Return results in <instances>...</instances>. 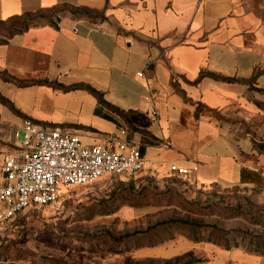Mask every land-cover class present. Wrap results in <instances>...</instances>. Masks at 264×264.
Listing matches in <instances>:
<instances>
[{"label":"crops","instance_id":"obj_1","mask_svg":"<svg viewBox=\"0 0 264 264\" xmlns=\"http://www.w3.org/2000/svg\"><path fill=\"white\" fill-rule=\"evenodd\" d=\"M63 8L104 17L75 19L67 12L0 44V75L11 79L0 77V162L26 119L76 133L89 145L103 136L134 140L146 161L134 177L141 182L264 183V94L258 91H264V0H0V23ZM255 71L262 75L253 87L211 77L196 84L202 73L247 81ZM80 84L103 94L138 131L107 108L97 114L88 91L59 87ZM199 108L204 112L197 116ZM172 165L194 172L179 176ZM120 254L99 263L96 253L73 248L53 255L70 264H121Z\"/></svg>","mask_w":264,"mask_h":264},{"label":"rangeland","instance_id":"obj_2","mask_svg":"<svg viewBox=\"0 0 264 264\" xmlns=\"http://www.w3.org/2000/svg\"><path fill=\"white\" fill-rule=\"evenodd\" d=\"M32 23L35 19L25 17L0 23V43ZM60 206L28 208L0 226V260L70 264L53 254L73 248L96 253V263L100 257L111 262L120 253L113 239L170 218L264 236V183L254 188H204L189 180H174L161 187L134 177L108 176L92 185L65 187ZM174 235L175 240L156 249L122 252L121 264H264V256L250 254L246 246L225 250L211 243H193L179 232Z\"/></svg>","mask_w":264,"mask_h":264},{"label":"built area","instance_id":"obj_3","mask_svg":"<svg viewBox=\"0 0 264 264\" xmlns=\"http://www.w3.org/2000/svg\"><path fill=\"white\" fill-rule=\"evenodd\" d=\"M145 165L134 140L103 136L99 143L89 145L76 133L25 119L22 129L15 132L14 148L2 152L0 226L10 224L28 208L59 209L65 187L92 185L108 176L135 177ZM170 170L183 177L194 172L179 165Z\"/></svg>","mask_w":264,"mask_h":264},{"label":"trees","instance_id":"obj_4","mask_svg":"<svg viewBox=\"0 0 264 264\" xmlns=\"http://www.w3.org/2000/svg\"><path fill=\"white\" fill-rule=\"evenodd\" d=\"M67 12H69L71 16L75 19L87 18L91 20H96L98 18L104 17L103 16L104 12H90L85 9L74 10L69 8H63L61 10H57L53 12H39L37 14H27L18 18H14L12 20L13 21L18 20L23 17L33 18L35 19V23L24 25V27L20 31L13 33L10 36V38H12L17 34L23 33L33 27L53 25L56 20H59L61 15H64ZM1 23H6V22H1ZM0 44H4V43H0ZM261 75H262L261 72L255 71L251 79L247 81L244 80L239 81V80L225 79L216 76L214 74L202 73L199 79L197 80L196 84L200 83V81L205 77H211L223 82H238L253 87V85L256 84L258 77H260ZM0 77L6 81L11 80L5 75H0ZM59 87H61L65 91L74 90V89H82L88 91L90 94L95 96V98L98 101L99 108L96 111L97 114H100L101 108H107L109 111L124 116L122 112L111 107L109 104L106 103L103 94L91 88L90 86L80 84V85L72 86L70 88H66L62 86ZM258 91L264 94V91L262 90H258ZM2 102L8 105L9 108L12 111H14L16 114H20V112L16 110V108L12 104L4 100H2ZM201 112H204V110L201 108L197 109V116ZM124 118L128 125L127 129L132 130L134 132L138 131L126 116H124ZM143 134L146 135L145 133ZM256 145L257 144L255 143V146ZM140 151L141 154L144 155L141 148ZM133 207H137V206H133ZM175 232H179L181 234L186 235L193 243H197V244L211 243L216 246H221L225 250H231L232 248H240L246 246L247 251L250 254L257 256H264V236H253L239 231H226L224 229H220L216 225L198 223V222H193L178 218H170L162 222H157L154 225L148 227L146 230H140V231H135L132 234H126L125 236L119 239H113V242H115V244L119 246L118 250H120V252L132 253L144 249L159 248L165 243L175 240L174 237ZM189 263L190 262L185 264H189Z\"/></svg>","mask_w":264,"mask_h":264}]
</instances>
